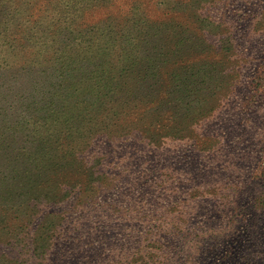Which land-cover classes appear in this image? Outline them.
<instances>
[{"label": "trees", "instance_id": "obj_1", "mask_svg": "<svg viewBox=\"0 0 264 264\" xmlns=\"http://www.w3.org/2000/svg\"><path fill=\"white\" fill-rule=\"evenodd\" d=\"M224 1L30 0L27 20L15 28L5 27L9 40L4 43H13L11 47L30 53L39 46L33 39L43 19L51 18V11L58 12L47 24L48 30L43 31L53 33L50 25L55 28V44L48 60L32 59L21 65L44 69L60 66L67 93L56 96L58 104L40 117L39 127L32 129L33 149L17 155L12 180L18 184V198L10 190L7 200L0 202V264L154 262L157 257L152 251L157 244L149 247L147 263L145 259L139 263L136 251L140 244L125 246L122 238L128 232L141 235L146 227L155 228L153 222L158 216L144 213H150L146 203L149 206L156 197H161L159 202L164 207L158 219L160 230L169 223H178L175 219L182 226L189 225L188 219L179 218L176 211L182 213L178 208L195 186H181V178L174 180L173 186L166 177L159 179L160 171L175 166L174 173L197 175L204 164L195 157L209 160L216 154L217 135L199 141L193 149L176 152L180 143L191 146L202 139V118L207 112L204 108L194 112L187 109L180 118L171 108L163 124V111L156 99L162 102L166 98L170 83L157 92L137 94L139 82L146 78L140 51L146 35L164 30L163 54L155 45L148 55L151 61L159 56L171 57L178 39L192 31L190 22L217 21L206 16L202 19L199 11ZM246 11L240 7L239 14ZM247 19L253 28L254 17L253 22ZM261 20L264 12L257 18ZM261 34L264 36V31ZM228 35L232 40V33ZM168 42L172 44L169 50ZM253 47L254 55L263 54L264 42ZM189 52L183 72H173L176 75L199 74L203 65L216 67L221 62L195 56L203 52L201 49ZM84 65L92 67L90 74L67 73ZM170 156H174L173 166L166 164ZM262 196L254 199L250 209L255 220L245 219L246 228L252 225L255 231L264 233V216H259L264 214ZM247 202L244 197L240 199V215L235 216L239 222H235V232L228 230L232 235H239L237 228L243 227L240 220L244 207L249 208ZM208 206L212 210L211 202ZM211 214L209 211L207 215ZM119 224L122 227L117 230ZM130 247H135L134 256L119 262V251ZM184 264H191V260Z\"/></svg>", "mask_w": 264, "mask_h": 264}, {"label": "rangeland", "instance_id": "obj_2", "mask_svg": "<svg viewBox=\"0 0 264 264\" xmlns=\"http://www.w3.org/2000/svg\"><path fill=\"white\" fill-rule=\"evenodd\" d=\"M29 1L0 0V5L4 4V7L0 6V202L7 200L10 190L18 198V184L12 180L13 166L17 163L16 159L19 160L17 155L20 157L24 149H33L32 129L39 127L40 117L58 104L56 96L67 93V81L65 83L61 78L60 66L44 69L21 65L28 64L32 59L37 62L48 60L55 44V28L50 25L53 33L43 31L48 30L47 24L58 12L51 11V18L43 19L44 23L33 39L39 46L30 53L22 52L18 46L11 47L13 43H4L9 40L5 27L12 25L15 28L27 20L25 16L29 11ZM263 6L264 0H226L216 7L201 9L199 14L203 16L202 19L210 17L219 23L203 20L200 23L190 22L192 31L178 39L171 57L159 56L151 61L148 55L155 45L158 53L163 54L164 46L161 44L165 42L164 30L144 37L140 55L146 78L140 79L137 94L148 95L170 83L166 98L162 102L156 99L160 103L159 109L163 111V124L167 122L165 116L171 108L180 118L187 109L194 112L204 108L207 112L202 118V139L194 146L180 143L176 152L193 149L199 141L216 135L215 140L219 144H216L218 152L209 160H203L200 155L195 157L204 164L197 175L184 171L174 173L175 166L160 171L159 179L166 177L169 184L181 178V186H195L181 204L185 207L177 206L182 213L176 211L179 218L185 216L188 219L189 225L182 226L180 220L175 219L178 223H169L160 230L158 219L160 209L164 208L159 202L161 197H156L149 206L146 203L150 213L144 214L158 216L153 222L155 228L146 227L141 235L128 232L122 238L125 246L140 244L136 251L139 263L143 259L147 263L149 247L157 244V249L152 251L157 258L148 264H184L190 260L191 264H264V233L255 231L257 228L252 225L246 228L248 221L245 219L255 220L250 212L254 199L261 194L264 198V48H261L263 54L260 55H254L252 51L254 44L264 42L261 34L264 21H257L264 12ZM240 7L247 11L239 14ZM252 17L256 24H253V28L247 19L251 18L252 21ZM229 33H232V40H229ZM66 38L62 36V39ZM167 44L169 50L172 44ZM229 46L230 50L227 49ZM195 49L203 50L195 56L209 62H221L216 67L203 65L199 74L173 73L183 72L189 51ZM36 51L40 54L35 55ZM119 53L122 51L119 50ZM227 55L231 58H224ZM91 69V66L84 65L67 73L83 76L90 74ZM146 122L150 120L146 119ZM167 161L166 164L173 166L174 156L167 158ZM223 188L226 190L220 192ZM245 191L246 195H243ZM206 194L208 198L203 199ZM242 197L247 199L249 208L244 207L240 220L243 227L238 224L240 232L235 239L237 235L229 231L233 233L237 221L235 216L240 215L238 205ZM209 202L212 210L209 209ZM209 211L212 212L211 216L207 215ZM121 227L122 224H119L116 229ZM133 248L119 251V262H125L128 256L132 258Z\"/></svg>", "mask_w": 264, "mask_h": 264}]
</instances>
